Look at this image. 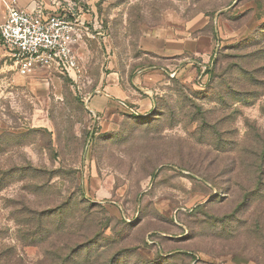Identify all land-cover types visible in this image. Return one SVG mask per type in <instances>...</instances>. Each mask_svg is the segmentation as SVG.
<instances>
[{"label": "rangeland", "instance_id": "1", "mask_svg": "<svg viewBox=\"0 0 264 264\" xmlns=\"http://www.w3.org/2000/svg\"><path fill=\"white\" fill-rule=\"evenodd\" d=\"M0 3L74 13L80 65L0 43V264H264V0Z\"/></svg>", "mask_w": 264, "mask_h": 264}, {"label": "built area", "instance_id": "2", "mask_svg": "<svg viewBox=\"0 0 264 264\" xmlns=\"http://www.w3.org/2000/svg\"><path fill=\"white\" fill-rule=\"evenodd\" d=\"M78 21L71 12L49 13L12 6L0 24V43L22 71L48 67L76 74L80 68L74 46Z\"/></svg>", "mask_w": 264, "mask_h": 264}, {"label": "crops", "instance_id": "3", "mask_svg": "<svg viewBox=\"0 0 264 264\" xmlns=\"http://www.w3.org/2000/svg\"><path fill=\"white\" fill-rule=\"evenodd\" d=\"M3 11H4V8L2 7V5L0 3V21L3 20L4 16H5L4 19H6V15L3 16V13H4ZM7 52H8V50H7ZM107 88H109L112 91V94H110L107 91ZM103 89L105 91H102L103 92L102 95L92 97V99H91L92 100V108L98 112H106L108 114V113L112 112V108L114 107V104H115L114 99H117L118 97H120V98L124 97L125 90L123 87H121V85L118 86L117 84H113V85L108 84V85L104 86ZM146 109H148V107Z\"/></svg>", "mask_w": 264, "mask_h": 264}, {"label": "trees", "instance_id": "4", "mask_svg": "<svg viewBox=\"0 0 264 264\" xmlns=\"http://www.w3.org/2000/svg\"><path fill=\"white\" fill-rule=\"evenodd\" d=\"M132 112V111H131ZM135 112V111H134ZM132 114V113H131Z\"/></svg>", "mask_w": 264, "mask_h": 264}]
</instances>
